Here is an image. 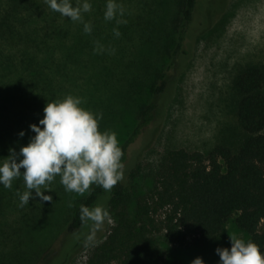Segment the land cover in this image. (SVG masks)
<instances>
[{
  "label": "trees",
  "instance_id": "1",
  "mask_svg": "<svg viewBox=\"0 0 264 264\" xmlns=\"http://www.w3.org/2000/svg\"><path fill=\"white\" fill-rule=\"evenodd\" d=\"M118 2L127 23L105 20L106 0H91V11L83 14L92 25L86 33L83 21L62 16L46 0H0V157L27 144L34 135L29 124L42 118L48 100L68 90L83 98V107L103 114L101 131L111 130L131 105L126 99L132 100L137 123L120 145L123 180L111 191L94 184L63 230L68 238L80 232L89 222L81 220L80 205H96L109 194L116 222L86 264H164L159 235L178 245L193 239L205 246L231 219L264 250V65L234 78L239 135H228L207 153L172 149L156 173L140 179L141 158H130V149L142 136L149 148L160 131L157 100L184 68L199 0ZM98 44L102 51H94ZM128 52L135 59L126 63ZM23 189V175L9 188L0 184V264H25L24 235L33 213L19 209ZM13 208L20 215L10 219Z\"/></svg>",
  "mask_w": 264,
  "mask_h": 264
},
{
  "label": "rangeland",
  "instance_id": "2",
  "mask_svg": "<svg viewBox=\"0 0 264 264\" xmlns=\"http://www.w3.org/2000/svg\"><path fill=\"white\" fill-rule=\"evenodd\" d=\"M186 48L188 54L181 58L183 70L172 75L166 93L157 100L159 133L149 148L144 149L146 139L142 136L130 149V158L137 154L139 160L141 158L140 179L156 173L164 155L172 149L207 153L228 135L238 134L233 82L241 70L264 65V0H199ZM134 59L133 53L128 52L125 62ZM66 94H72V90ZM126 103H131L130 107L111 129L117 133L119 145L137 123V107L132 100L126 99ZM48 187L42 190L52 196L51 201L30 198L23 208L19 206L21 212L33 213L24 235L29 243L25 264H86L116 222L109 207V194L98 203L109 209V217L99 227H94L89 220L80 232L68 238L63 235L67 218L89 190L84 194L65 191L59 175ZM18 215L20 212L13 208L10 219ZM18 227L16 224L15 228ZM233 235L249 240L248 234L240 230L233 219L214 242L205 246L196 244L193 239L178 245L169 242L163 234L158 237L166 252L164 264L173 261L190 264L197 256L206 264H218L215 249L230 248Z\"/></svg>",
  "mask_w": 264,
  "mask_h": 264
},
{
  "label": "clouds",
  "instance_id": "3",
  "mask_svg": "<svg viewBox=\"0 0 264 264\" xmlns=\"http://www.w3.org/2000/svg\"><path fill=\"white\" fill-rule=\"evenodd\" d=\"M48 6L72 21H83V30L92 31L90 22L83 20V14L91 11V0H46ZM124 8L118 0H106L105 20H116V24L127 23ZM115 36H120L117 27ZM98 43V42H97ZM103 45L94 48L102 51ZM83 98L66 94L63 98L48 100L43 108L44 115L38 123H30L28 143L21 145L19 151L9 149V154L0 157V184L5 188L12 186L15 178L23 175L26 189L18 192L20 207L29 203L30 198L39 201H51L52 196L44 190L49 189L56 175L65 191L84 194L90 185H98L106 191L124 178L122 148L113 130H99L98 121L101 112H93L82 106ZM18 135L25 136V130ZM23 169V170H21ZM42 187L44 190H42ZM32 190H35L34 192ZM79 215L82 221L91 220L99 227L109 217V209L103 204L93 206L80 205ZM231 246L217 247L218 264H264V250L253 240L245 241L230 236ZM190 264H206L200 256Z\"/></svg>",
  "mask_w": 264,
  "mask_h": 264
}]
</instances>
